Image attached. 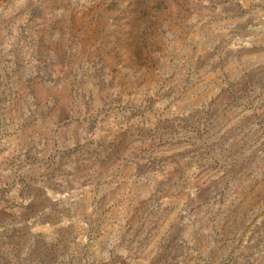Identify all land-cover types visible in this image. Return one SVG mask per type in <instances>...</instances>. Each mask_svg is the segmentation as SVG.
I'll return each mask as SVG.
<instances>
[{"label": "rangeland", "instance_id": "obj_1", "mask_svg": "<svg viewBox=\"0 0 264 264\" xmlns=\"http://www.w3.org/2000/svg\"><path fill=\"white\" fill-rule=\"evenodd\" d=\"M0 264H264V0H0Z\"/></svg>", "mask_w": 264, "mask_h": 264}]
</instances>
